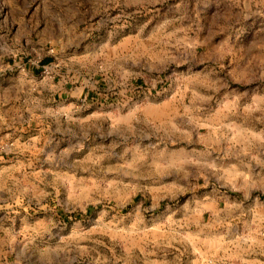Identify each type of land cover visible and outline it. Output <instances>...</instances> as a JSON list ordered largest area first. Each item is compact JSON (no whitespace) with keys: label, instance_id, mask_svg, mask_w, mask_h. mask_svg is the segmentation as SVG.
Returning <instances> with one entry per match:
<instances>
[{"label":"rangeland","instance_id":"374dc122","mask_svg":"<svg viewBox=\"0 0 264 264\" xmlns=\"http://www.w3.org/2000/svg\"><path fill=\"white\" fill-rule=\"evenodd\" d=\"M0 264H264V0H0Z\"/></svg>","mask_w":264,"mask_h":264}]
</instances>
